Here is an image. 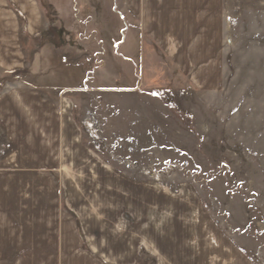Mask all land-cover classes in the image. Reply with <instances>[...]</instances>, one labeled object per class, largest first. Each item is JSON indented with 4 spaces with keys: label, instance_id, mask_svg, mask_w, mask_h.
<instances>
[{
    "label": "crops",
    "instance_id": "crops-1",
    "mask_svg": "<svg viewBox=\"0 0 264 264\" xmlns=\"http://www.w3.org/2000/svg\"><path fill=\"white\" fill-rule=\"evenodd\" d=\"M34 2L0 12V68L31 81L0 92V264H143L144 250L156 264H254L202 202L192 214V200L133 180L96 153L79 121L97 123L75 116L76 98L96 91L86 79L111 83V74L80 58L79 42L65 43L73 34L56 39L77 46L69 54L50 44ZM91 5L104 12L98 0ZM113 5L122 79L138 88L156 85L161 73L194 79L201 92L226 99L222 109L246 111L248 137L264 144V0L253 10L242 86L225 0H120L119 13ZM21 33L38 47L27 56Z\"/></svg>",
    "mask_w": 264,
    "mask_h": 264
},
{
    "label": "rangeland",
    "instance_id": "rangeland-1",
    "mask_svg": "<svg viewBox=\"0 0 264 264\" xmlns=\"http://www.w3.org/2000/svg\"><path fill=\"white\" fill-rule=\"evenodd\" d=\"M75 1L80 2V8ZM93 1L36 0L41 29L50 44L69 54L77 46L60 47L56 39L73 34L65 43L79 42L80 58L88 59L90 64L96 62V70L104 66L111 74V83L86 79L84 87L96 91L76 98L79 111L75 116H91L97 123L94 127L84 118L79 121L88 143L129 178L176 198L192 200V214H199L202 202L245 255L254 264H264V144L248 137L254 128L243 125L247 112L222 109L226 99L201 92L196 80L184 79L178 72L173 81L161 73L151 87L138 88L135 79H122V62L116 48L121 23L118 14L110 15L108 8L113 2V12L119 13L120 0H98L105 4L100 14L97 6L91 5ZM260 1L263 0H225V11L232 19L227 23L229 34L240 46L239 63L233 65L239 73V86L247 83V78L242 77L248 71L249 30L254 22L253 10ZM26 3L36 6L34 0H0V12ZM17 18L21 25L26 24V15L19 13ZM36 20L39 23L40 16ZM102 27L107 29L101 31ZM21 34L27 56L38 47ZM5 71L0 68V92L9 85H30V80L14 79ZM227 97L232 98L231 94ZM83 105L90 108L89 112L82 110ZM89 125H93L92 129ZM91 130L98 131V140L90 135ZM2 146L0 142V150ZM142 260L143 264H156L145 250Z\"/></svg>",
    "mask_w": 264,
    "mask_h": 264
},
{
    "label": "bare ground",
    "instance_id": "bare-ground-1",
    "mask_svg": "<svg viewBox=\"0 0 264 264\" xmlns=\"http://www.w3.org/2000/svg\"><path fill=\"white\" fill-rule=\"evenodd\" d=\"M95 137V136H94Z\"/></svg>",
    "mask_w": 264,
    "mask_h": 264
}]
</instances>
